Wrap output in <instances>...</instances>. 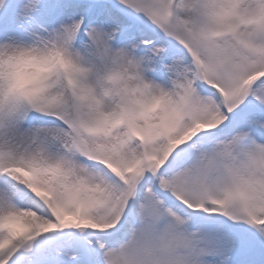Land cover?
Segmentation results:
<instances>
[{"label":"snow or ice","instance_id":"1","mask_svg":"<svg viewBox=\"0 0 264 264\" xmlns=\"http://www.w3.org/2000/svg\"><path fill=\"white\" fill-rule=\"evenodd\" d=\"M0 264H264V0H0Z\"/></svg>","mask_w":264,"mask_h":264}]
</instances>
